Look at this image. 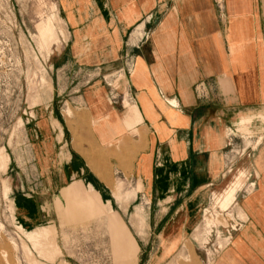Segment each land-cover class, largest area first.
<instances>
[{"label": "crops", "instance_id": "obj_1", "mask_svg": "<svg viewBox=\"0 0 264 264\" xmlns=\"http://www.w3.org/2000/svg\"><path fill=\"white\" fill-rule=\"evenodd\" d=\"M55 2L68 31L60 66L119 77L54 83L32 130L31 173L12 185L15 216L47 228L72 185L119 216L146 199L149 228L162 232L194 215L224 183L237 126L264 118V0ZM240 208L246 221L215 264H264V192Z\"/></svg>", "mask_w": 264, "mask_h": 264}, {"label": "rangeland", "instance_id": "obj_2", "mask_svg": "<svg viewBox=\"0 0 264 264\" xmlns=\"http://www.w3.org/2000/svg\"><path fill=\"white\" fill-rule=\"evenodd\" d=\"M51 3L0 0V264H215L246 221L240 201L264 192V118L237 126L225 153L224 183L206 192L194 215L185 209L163 232L149 228L146 199L119 216L81 185L63 190V200L50 206L47 228L31 230L15 216L12 185L22 171L31 173L32 130L54 83L101 79L115 86L119 77L60 66L56 53L68 31Z\"/></svg>", "mask_w": 264, "mask_h": 264}, {"label": "built area", "instance_id": "obj_3", "mask_svg": "<svg viewBox=\"0 0 264 264\" xmlns=\"http://www.w3.org/2000/svg\"><path fill=\"white\" fill-rule=\"evenodd\" d=\"M217 1H219V0H217Z\"/></svg>", "mask_w": 264, "mask_h": 264}]
</instances>
